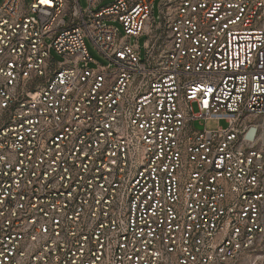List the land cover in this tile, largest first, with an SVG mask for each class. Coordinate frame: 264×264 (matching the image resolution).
I'll return each mask as SVG.
<instances>
[{"label": "built area", "instance_id": "obj_1", "mask_svg": "<svg viewBox=\"0 0 264 264\" xmlns=\"http://www.w3.org/2000/svg\"><path fill=\"white\" fill-rule=\"evenodd\" d=\"M87 1L0 5V264H264V0Z\"/></svg>", "mask_w": 264, "mask_h": 264}, {"label": "rangeland", "instance_id": "obj_2", "mask_svg": "<svg viewBox=\"0 0 264 264\" xmlns=\"http://www.w3.org/2000/svg\"><path fill=\"white\" fill-rule=\"evenodd\" d=\"M27 2H29L30 0H26ZM113 0H101V2L97 5H107V4H110ZM158 1L159 0H156L153 4V16H157L158 15ZM3 2V0H0V5L1 3ZM79 2V5L82 9H86L87 6H88V1L87 0H78ZM109 24H113L115 26H118L120 27V25L115 22V23H111L109 22ZM144 39L145 37H140L138 39V43L140 46H142L143 42H144ZM134 41V40H133ZM86 42V47L89 51V53L91 54V56L99 63H102L104 64L106 61L105 59L97 52V50L93 47V45L91 44V42L89 41V39H86L85 40ZM52 55L57 59L59 60L60 57L55 55L53 51H51ZM224 127L225 126V123L220 121V122H217L215 120H207L205 123L204 121H200V123L198 121H195L194 122V127L198 130H202L204 127L206 129H209V130H212V129H216L217 127Z\"/></svg>", "mask_w": 264, "mask_h": 264}]
</instances>
